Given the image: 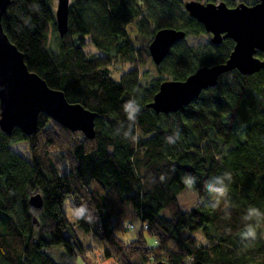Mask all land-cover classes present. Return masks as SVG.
<instances>
[{
  "label": "trees",
  "instance_id": "obj_1",
  "mask_svg": "<svg viewBox=\"0 0 264 264\" xmlns=\"http://www.w3.org/2000/svg\"><path fill=\"white\" fill-rule=\"evenodd\" d=\"M185 1L70 0L60 37L53 0H9L1 25L29 71L96 116L92 139L44 113L30 135L0 129V264H76L43 251L61 244L75 256L83 249L76 228L110 264H264V68L224 72L176 112L146 107L161 81L222 63L233 48L230 38L191 46L185 37L155 65L148 45L132 43L129 26L149 42L164 27L206 34ZM87 43L101 55L86 53ZM149 63L155 77L143 85ZM21 141L29 159L10 147ZM223 186V195L212 190ZM186 187L201 202L182 211L177 195ZM35 190L43 201L37 212L28 204ZM69 195L74 221L64 211ZM134 220L139 231L125 241L120 235Z\"/></svg>",
  "mask_w": 264,
  "mask_h": 264
},
{
  "label": "water",
  "instance_id": "obj_2",
  "mask_svg": "<svg viewBox=\"0 0 264 264\" xmlns=\"http://www.w3.org/2000/svg\"><path fill=\"white\" fill-rule=\"evenodd\" d=\"M70 0H57L54 10L55 27L62 37L68 28ZM9 0H0V129L10 134L14 127L25 134H32L37 128L40 113H44L71 131H79L86 138L95 135L96 114L80 103L69 102L64 92L53 89L44 79L29 71L23 53L10 42L1 25ZM185 11L200 22L210 41L218 44L223 38L233 41V48L227 59L218 64L201 66L184 80L165 79L158 85L152 101L146 107L156 113L176 112L199 96L202 90L214 87L219 76L236 69L242 74H253L264 68V58L256 56L264 51V0L248 5L238 2L228 6L225 0L201 2L187 0ZM186 37L183 30L170 27L158 29L147 49L152 62L159 65L171 47ZM34 212L41 210V194L35 190L28 199ZM36 223V217H33ZM38 225V223H36ZM147 264V263H136ZM153 264H169L157 261ZM193 264H216L195 261Z\"/></svg>",
  "mask_w": 264,
  "mask_h": 264
},
{
  "label": "rangeland",
  "instance_id": "obj_3",
  "mask_svg": "<svg viewBox=\"0 0 264 264\" xmlns=\"http://www.w3.org/2000/svg\"><path fill=\"white\" fill-rule=\"evenodd\" d=\"M198 1L204 2V0H198ZM213 1L217 3L219 0H213ZM234 1H235V4L239 1H243L246 3L250 2L249 0H234ZM56 2L57 0H53L54 9L56 7ZM128 32H129V37L135 46L139 47V46H146L149 44L148 43L149 40L137 34L132 26L128 27ZM51 36L52 34H50V38ZM210 38H211V34H208V33L201 34L199 36L188 35L186 36V41L191 46H197L199 44L209 41ZM84 51L86 53L93 54V55L95 54L97 56L101 55V52L97 50L96 48H94L89 43H87L84 46ZM144 68L147 69V75L146 77L144 76L141 79V83L143 85H146L149 83L150 79L155 77V73H154L153 65L151 63H149ZM127 69H129V66H123V70L115 71V75L118 77L122 73V71H125ZM10 147L14 151L22 155L24 158L29 159L30 155H29L28 145L26 142L21 141V142L13 143L10 145ZM177 200L179 203V207L182 211L190 210L191 208L196 207L201 202V198L199 197L198 193L192 187L184 188L177 195ZM64 211L69 220L71 221L75 220L76 211L73 205L72 196L70 195L65 200ZM133 225H134L133 229H128L125 233H122L120 235L123 240L130 241L136 237L137 232L139 231V228H140V221L134 220ZM76 232L78 234L79 239L81 240L83 249L81 248L80 250L79 248L75 247L74 248V251L76 252L75 256H70L68 252L66 251L65 247L61 244L43 247V251L47 253L52 259H54L55 261L59 263H64V262H74L76 264H110L111 263V260L104 259L101 256V251L95 245V243L91 240V237L88 233L84 232L83 230L79 228H76ZM195 235L197 237H200V234L198 232L195 233ZM145 238L148 244L153 243V240L149 238L147 235H145ZM134 261H137V259L134 258ZM186 264H193V262L191 260H187Z\"/></svg>",
  "mask_w": 264,
  "mask_h": 264
},
{
  "label": "clouds",
  "instance_id": "obj_4",
  "mask_svg": "<svg viewBox=\"0 0 264 264\" xmlns=\"http://www.w3.org/2000/svg\"><path fill=\"white\" fill-rule=\"evenodd\" d=\"M224 174H225V175H230V174H228L227 172L224 173ZM218 179H219V178H218ZM206 186L211 187L210 185H208V182H206ZM212 190L215 191V192L220 193L221 195H223V194L226 192V186H223L222 188H213ZM246 234H252V233H251V230H249V232L246 233Z\"/></svg>",
  "mask_w": 264,
  "mask_h": 264
},
{
  "label": "built area",
  "instance_id": "obj_5",
  "mask_svg": "<svg viewBox=\"0 0 264 264\" xmlns=\"http://www.w3.org/2000/svg\"><path fill=\"white\" fill-rule=\"evenodd\" d=\"M127 228L132 229L133 228V225L131 223H129V224H127Z\"/></svg>",
  "mask_w": 264,
  "mask_h": 264
},
{
  "label": "flooded vegetation",
  "instance_id": "obj_6",
  "mask_svg": "<svg viewBox=\"0 0 264 264\" xmlns=\"http://www.w3.org/2000/svg\"><path fill=\"white\" fill-rule=\"evenodd\" d=\"M211 2H214V1H211ZM215 3H216V2H215ZM237 3H238V2H237ZM237 3H236V4H237Z\"/></svg>",
  "mask_w": 264,
  "mask_h": 264
}]
</instances>
